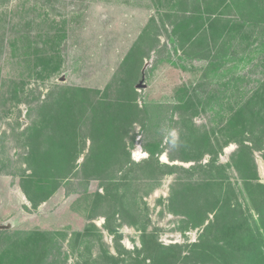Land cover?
I'll return each mask as SVG.
<instances>
[{"label": "rangeland", "instance_id": "374dc122", "mask_svg": "<svg viewBox=\"0 0 264 264\" xmlns=\"http://www.w3.org/2000/svg\"><path fill=\"white\" fill-rule=\"evenodd\" d=\"M263 85L264 0H0V264H264Z\"/></svg>", "mask_w": 264, "mask_h": 264}, {"label": "trees", "instance_id": "16d2710c", "mask_svg": "<svg viewBox=\"0 0 264 264\" xmlns=\"http://www.w3.org/2000/svg\"><path fill=\"white\" fill-rule=\"evenodd\" d=\"M209 13V12H208ZM203 15H205V12H202V11H199V10H196V12H194L190 17H187L186 20H184L188 25L189 24H202L203 23ZM190 27V26H189ZM193 28V26H192ZM190 28V29H192ZM212 28V26L210 27ZM180 29V28H179ZM181 30V29H180ZM47 59V58H46ZM48 62H44L41 66L43 67V74L42 75H48L50 73V68L52 66V64L55 62L53 61V57L52 58H48ZM134 63H136V52H134L133 50L128 54L126 60L123 62L122 64V67L127 69V70H130L133 72L134 70ZM263 89H264V85H263ZM65 89L61 90L62 92L64 91ZM16 94H17V91L15 90V97H16ZM258 98L260 100V103L262 104V107L260 108V115H263L264 116V92L261 93V91L257 94V96L255 97V99ZM55 100V97L54 95H47L44 99V101H42L39 105H38V110H39V115H38V118H36L37 121L34 122V124H32V126H30L28 129H27V132H28V138L32 135L33 133V136L34 135H37L41 132H48L47 129H48V125H47V121H48V117L49 115L51 114V104L52 102ZM56 102V101H55ZM57 106L59 107V110L62 109V106L60 103L57 104ZM241 114V113H240ZM237 115L234 116V118H236ZM259 116V115H257ZM233 117V116H232ZM231 117V118H232ZM237 122V121H236ZM233 123L231 124L232 127H236V124L237 123ZM239 123V122H238ZM241 125H245V122H243L242 124H238V127L241 126ZM232 129V128H231ZM264 135V133H263ZM261 135V136H263ZM210 143H211V139H210ZM33 149V148H32ZM42 148L40 149H37V150H32V152L30 151L29 153V156L31 154V160L34 159V157L39 154V156L37 157V160H41L42 156H43V151H41ZM31 150V148H30ZM61 155L63 156V152H61ZM106 197H109V194L108 192H106ZM105 197V198H106ZM115 215V214H114Z\"/></svg>", "mask_w": 264, "mask_h": 264}]
</instances>
